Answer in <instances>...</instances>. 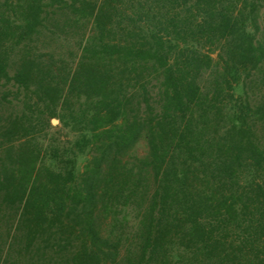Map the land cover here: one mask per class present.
<instances>
[{"label":"trees","instance_id":"trees-1","mask_svg":"<svg viewBox=\"0 0 264 264\" xmlns=\"http://www.w3.org/2000/svg\"><path fill=\"white\" fill-rule=\"evenodd\" d=\"M263 8L0 0V264H264Z\"/></svg>","mask_w":264,"mask_h":264},{"label":"rangeland","instance_id":"rangeland-1","mask_svg":"<svg viewBox=\"0 0 264 264\" xmlns=\"http://www.w3.org/2000/svg\"><path fill=\"white\" fill-rule=\"evenodd\" d=\"M71 2L72 0H67ZM260 25L264 34V8L262 9L261 12V17H260ZM69 38L66 41L64 39L61 41H58V43H54L52 45V51L56 53V57L59 54H62L67 61L70 60L71 57L75 56L77 51L76 47V41L80 37L83 36L84 33H90L91 27L86 29L83 27L82 29L78 30H69ZM40 48L43 46V44L39 45ZM215 55L214 57H216ZM207 76L206 78H208ZM246 91L248 96L244 95V97L249 98V103L253 108H257L261 105H264V65L262 69L258 72H254L253 76L246 81ZM229 100L230 97H227ZM20 109H16V111H19ZM3 113L5 115H9L11 112H14L13 109L9 105L7 107L3 108ZM262 119V118H261ZM51 126L48 128L47 132L43 134L45 138L42 141L41 147H42V154L45 155V152L47 149H50L52 146H60L63 147L67 145V143H70L74 140V135L65 130L62 125L59 123L58 120H51ZM252 126L254 127L258 140L260 141L261 144L264 145V118L262 120H258L256 122H252ZM149 155V146L147 143V140L145 138H142L139 143L136 145V147L129 153L128 157L133 158H141L145 159ZM7 221V220H6ZM6 221L0 225V234L5 235L6 233V228L9 227L6 223ZM104 230H106V225H104V221L100 222ZM103 223V224H102ZM12 234V233H11ZM12 237H10L11 239Z\"/></svg>","mask_w":264,"mask_h":264}]
</instances>
